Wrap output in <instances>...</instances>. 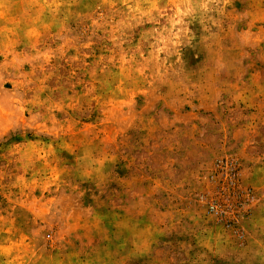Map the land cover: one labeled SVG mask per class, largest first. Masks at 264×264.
<instances>
[{
    "label": "rangeland",
    "instance_id": "1",
    "mask_svg": "<svg viewBox=\"0 0 264 264\" xmlns=\"http://www.w3.org/2000/svg\"><path fill=\"white\" fill-rule=\"evenodd\" d=\"M0 264H264V0H0Z\"/></svg>",
    "mask_w": 264,
    "mask_h": 264
}]
</instances>
